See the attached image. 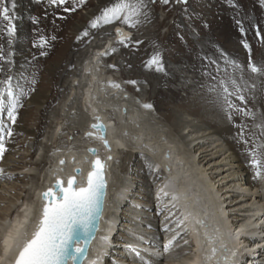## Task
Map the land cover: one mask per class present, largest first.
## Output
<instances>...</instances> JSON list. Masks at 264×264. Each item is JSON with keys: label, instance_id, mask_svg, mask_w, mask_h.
Returning a JSON list of instances; mask_svg holds the SVG:
<instances>
[{"label": "rangeland", "instance_id": "rangeland-1", "mask_svg": "<svg viewBox=\"0 0 264 264\" xmlns=\"http://www.w3.org/2000/svg\"><path fill=\"white\" fill-rule=\"evenodd\" d=\"M115 2L116 0H86V4L84 6L77 7L75 12L69 13L64 11V7L68 5H53L49 3V0H0V6L8 8L11 18L9 23V21L4 20L3 17L0 16V57H3V59L0 60V67L3 68V71H0V80H4L8 76H12L13 71L16 68L20 77L17 84L23 87L25 91H27L28 88L35 89V91L31 92L29 96L22 97V103L24 106L18 110L17 123L12 126L13 135L11 137L4 135L5 148L9 150V142L13 147L10 153H8V151L5 152L4 155L7 153L9 155L7 159L3 161V166L0 167L4 169V176L7 177H2L0 179V216L7 206L11 205L13 200H15V196L18 195L22 198V201H25L30 192L27 187L32 186V183L35 182L34 174L46 168L47 165L45 157L55 148L58 141L57 139L56 141L54 139V142L50 144V133L63 127L62 130L65 134L59 137V140L64 138L62 140L63 143L66 141L69 143L73 139L72 134H70L69 136L71 139L66 140V133H73L76 135L77 130L74 129L73 132H71L72 130L69 129L75 127V125L70 123L66 124L64 116L65 112L62 111L63 106L71 100V98H69L70 100L67 98V95H71L70 93H72L71 89L70 87L66 88V86L68 85V82L72 80V74L75 70L74 67H78L79 65V62L75 61L76 58L79 57L81 53L83 54L87 51L89 54L91 53L92 48L98 39L97 33H100L101 31L105 32L106 30H111L112 27L119 25L127 28V31L130 30V33H132V39L127 41V46L117 42L112 46V48L107 50L106 56L103 55L100 70L102 71L103 66L108 67L111 72L113 71L110 78L118 84H123L125 87L128 86L129 90H127L124 95H132V99H134L136 103L137 101L142 103L146 102L145 100L147 99V103L153 105L151 110L153 114L155 112V117H150V119L151 122L154 120L156 127L159 125L165 126L164 128L170 131V127L174 122L175 116L177 117L180 112L184 110V107L187 110L194 109L193 106H189V108L186 106H188V102L197 100V93L201 95L199 99L204 102L207 101L215 108V110H218L221 118L224 120L228 119L227 113L222 110L219 104L214 102V94L208 91L209 86L214 83V81L204 74V69L208 67L205 57L220 61L221 51L225 53L229 59L235 60L244 66L242 73L243 80L238 82L243 89V95L245 96L248 104H246V106L253 111V105H257V102L255 103L254 101L262 100L264 98V44H261L255 35L257 27H259L261 34L264 35V0H188L187 4L177 3V0H169L168 4H164L162 0H155L154 3L149 0L148 11L150 15L147 21L141 23L135 28H129L120 21L114 22L110 25H103L98 28L96 33L85 38L86 40L84 43L80 44V47L74 51L75 48L71 47V44L73 45L75 41L83 40V38L77 40L78 35L82 33L83 29L90 27V21L94 18V16L99 15L100 11L104 7L111 6V4ZM73 3L74 0H69V4ZM98 8L99 12H96ZM91 10L95 14H93L90 18H87L88 12ZM141 19H143V17H141ZM238 20L241 21V24L246 32V35L243 37L239 31L240 26L237 25ZM10 25L14 28V33L12 35H9L8 31ZM205 25H207V27H205ZM73 27L81 28L77 32H74ZM52 37H55L56 39L53 40ZM100 37L102 36L100 35ZM41 38L46 41L43 47L40 46ZM242 39H246L251 45L252 62L256 66L261 65L262 71L258 74H252L251 76L249 70H247L249 57L248 52L244 49L241 43ZM104 42H106V40H100L97 42V44H99L98 48H102V45L104 47ZM111 49H115V51H110ZM96 51L97 50H95L94 53ZM41 52H46L47 55L42 56L40 54ZM72 52L74 53V59L71 62V66H69L67 58H69L70 53ZM157 54L160 57V66L163 69L162 71H157V66L155 64L149 66V61ZM18 56L21 57V63L19 64L16 63ZM122 61L126 64L123 65ZM119 62H121L120 65H114ZM220 66L221 69L226 67L223 61H220ZM54 67L57 69L53 72ZM209 71H211L212 75H215L214 66L210 67ZM227 71L229 73L234 72L237 77L241 75L239 69H233L230 66L227 67ZM145 78H147L150 82L154 80V84L151 85V88L149 84L144 81ZM32 79H35V84L30 83ZM129 81H136V83L132 84L129 83ZM195 81L199 82L196 83ZM140 86H143L144 88L141 92L139 88ZM184 86H187L188 88ZM63 87L64 89H62ZM40 92L46 95L45 101L47 100V102L43 103V106L40 109H36L35 106L29 103V99L34 94ZM258 96L260 98H258ZM130 98L131 97H128V99ZM232 99L234 101L236 100L234 97ZM234 103L238 107L245 106L241 105L238 100ZM259 103L261 104V102ZM67 107L68 106L65 105L64 110H66ZM262 108H264V106ZM256 110H258V117L256 118L263 115L262 113L264 112H261V107L256 108ZM204 117L214 120V118L210 115L208 116L204 114ZM244 118L245 117L240 114L235 112L233 113V120L230 122V134H232V139L236 140L235 145H237V147L235 150H238L237 152L240 155L244 154L245 160L249 163L250 157L248 155V148L250 147V144L245 145L239 135H237L241 130L238 125H246L245 138L250 139L251 137L247 133L250 128L248 127L247 122H243ZM186 119L195 122L198 120L193 117H187ZM0 120H2L5 124L10 125V121L8 120L6 113L3 116H0ZM75 121H78V118H75ZM151 122L149 124H151ZM256 122V120L255 123L252 121V127L253 123L254 125H257L258 122ZM17 126L22 128L23 131L25 130L24 132L33 131V139L28 138L26 133L16 132ZM181 134L186 137L184 140H186L187 143L198 137L197 135L189 137V135H187L188 130H181ZM200 141L201 140L198 142ZM45 142L48 143V149H44L43 147ZM239 144L240 146H238ZM213 146L215 147L216 144ZM191 147L193 146H190L188 149H191ZM214 147L211 146L206 148L208 152L206 154H210L211 148ZM128 149L130 150L131 148H126L127 151ZM212 157V161L216 159L215 161H220L222 163H219L218 169H223V172L228 169V167H222V165L228 161L225 156L219 158L217 155H213ZM124 158L125 157L121 155L120 158L117 159V164L113 166L112 179H116L118 174L121 172L122 168L120 166L123 164L122 161ZM128 163L127 168L125 170H123L124 168L122 169V173L124 172L123 175L126 176L127 180L133 182V184H131V190H136V192L140 190V193H143L144 189L142 187L146 186L140 181L141 177L137 178V181L139 180V185H137V187H140V189H137L135 185L136 180L134 181L133 179H130L129 176L132 171L131 169L136 167L135 165L138 163V159L131 158ZM141 163L146 167V162L142 161ZM211 166L213 165H210L208 168H211ZM158 170L156 168L154 169V172ZM209 171L210 170H208V172ZM9 175H11V179L8 178ZM223 175L225 174L223 173ZM139 176H143V174L140 175L139 172ZM217 180L218 179L215 181ZM226 182L227 181L223 184H226ZM229 184L227 186L228 189H223V191H221L216 198L219 203H222L225 200V203L221 206L223 208L228 206L230 200H234L237 195H244V191L248 192L246 188L243 189L244 187L238 186L240 182L234 184L238 186L236 189L233 184H230L231 187ZM218 185L220 188L221 183H216V187ZM25 189L27 190L24 192ZM159 192L160 189H151L149 194H151L153 198H157V194ZM225 192H229L230 194H227L228 196L224 197L223 195ZM144 195L145 194L139 196V199L141 198L142 200ZM135 196L136 195H127L126 199L138 198ZM219 196L221 199H218ZM254 199L256 201H254ZM254 199L249 196L239 197L230 205L229 209L231 211H228L227 209L225 212L226 214H224V218L227 220L228 215L236 213L237 210L238 212L246 211V218L250 219L249 228L247 230L251 233L253 231L252 234L255 236L259 235V239H257V241H261L264 239V232H261L258 226L260 227L264 221L263 219H260L258 222L256 221L257 223H255L254 217L250 216L253 214L251 209L256 208V205L257 207H264V201H259L258 198ZM237 203H240L241 207ZM125 204H128V201ZM130 204L135 205V203L132 202H130ZM140 205L147 211L152 209L148 206H144V204ZM160 205L161 206L157 204L158 207H155L157 217L153 218L151 213L149 219L152 223L154 222L161 231L159 236L156 235V239L158 240L157 243L161 242V244H156L154 247L148 248L147 251L146 249H140L138 246L128 245L127 247L129 251L133 253H135L133 249L138 252H146L150 257L147 258V264H150L151 258H153V264L187 263L186 258H181V260L178 261L176 258V250L183 248L185 250L191 249L192 252H195V244L193 243L194 240L192 237L193 235L189 227V232L184 236V239L189 241L187 245H185L182 241L179 244L180 246H174L170 253L165 254V256H167L166 259L162 257L158 259L156 257L158 256L156 255L157 251L161 253L163 252V239L172 234V231L177 228H173L172 226L170 227V223L181 217L183 213L181 206L179 207L178 203H176L177 208L175 207V210L171 213L168 212L169 208H166L168 207L166 206V203H160ZM11 212L12 213L9 218L12 219L16 212ZM176 212L179 214L178 216L175 214ZM164 213L168 214L166 218L172 219H170L171 221L168 223L161 222L165 219V216H163ZM117 215L118 217L115 222V226L119 228L118 232L126 233L127 231H131L132 229L127 227L123 228L124 226L121 225L124 218L119 216V211L117 212ZM1 221L2 220H0V222ZM254 224H256V226ZM146 225L143 229L148 231L147 229L150 228H146ZM164 225L172 229V231L167 233L162 231V228L165 227ZM235 232L237 234L239 231L236 230ZM112 233L113 231L108 233L109 238H111L110 236ZM161 235H163V238ZM118 241L119 239L111 241L114 242L110 243L112 248L111 251H113L109 256H117L116 251L123 248L117 245ZM238 243L239 248H236V250L239 251L242 247H244V249L241 253H236L238 258L236 262L237 264H253L252 261L258 259L260 261L262 260L261 264H264V255H262L264 252L263 250L259 252V248L262 247L264 242L262 245L251 246L249 248L246 247L240 239ZM184 246L187 248H184ZM139 249L145 251H140ZM192 252H189V256L186 255V257L191 258L193 254ZM244 254H246V257L242 258L241 256ZM153 255H155V258ZM109 261L116 264H123L116 257L112 259L109 258Z\"/></svg>", "mask_w": 264, "mask_h": 264}, {"label": "bare ground", "instance_id": "bare-ground-1", "mask_svg": "<svg viewBox=\"0 0 264 264\" xmlns=\"http://www.w3.org/2000/svg\"><path fill=\"white\" fill-rule=\"evenodd\" d=\"M96 12H99V8ZM93 14L95 13L92 12V10L89 11L87 18H90ZM80 28L81 27H73V31L77 32ZM114 28H121L122 30L127 31V28L116 25L112 27L111 30H106L105 32L101 31L100 33H97L98 39L95 42L91 53L89 54L87 51L83 54L81 53V55L76 58L75 61H78L79 65L78 67H74L75 70L72 74V80H70L68 82V85L66 86V88L70 87L71 89V95H67V98H71V100L69 99L70 102L65 104L66 106H68L66 110H64V105L62 111L65 112L64 116L66 124L70 123L72 125H75V127L69 128L70 130H72L71 132H73V130L75 129L77 130V133L76 135H74L73 133H66V140L71 139V137L69 136L70 134H72L73 137V139L69 143H67V141L63 143L62 140L64 138L59 140V137L65 134V132L62 130L63 127L50 133V144L54 142V139L55 141L56 139L58 141L55 148L45 157L47 165L46 168L34 174L35 182L32 183V186L27 187L30 192L25 201H22V198L18 195L15 196V200H13L11 205L7 206V208L4 210V212H2L0 216V220H2L0 222V256L3 255L2 241L4 236L6 235L7 230L10 227H14L16 224L23 223L26 214L29 217L28 225L29 230H31V225L37 219L39 209L41 208L39 195L42 190L50 186V184L56 177L65 179L66 177L72 175L73 170L77 167L82 168L84 173L87 172L89 163H83V160L85 157H87L88 161H91V157L86 152L87 148L89 147L96 148L98 155L102 159H104L108 154H110L113 159L109 163L110 167L107 171V179L109 183L107 190L108 194L105 202L103 219L101 220L100 224V230L97 233L95 241L92 243L87 261L84 264H116L109 261V258L112 259L114 257L118 258L119 261L123 264H147V258L150 257L146 252H139L140 256L138 257L136 253L130 252L127 246H138L140 249H146L147 251L148 248L154 247V245L156 244H161V242L157 243L158 240L156 239V237L160 235L161 231L154 222L152 223V221L149 219V216L152 213L153 218L157 217V211H155V207L157 206V204L161 206L160 203H166V206H168L166 208H169L168 212L170 213L175 210V207L172 206L170 197H163L162 200L158 201L156 197L153 198L152 195L149 194V191L151 189L159 190L163 188L165 184L169 185L166 191H168L169 193H176L180 197L179 200L175 203H178L179 207L181 206L183 213L191 212L196 219L204 220L205 223L208 224L209 229L218 228L224 242L228 245L229 249L235 251L236 253H241L244 247H242V249H240L239 251L236 250V248H239V239L240 241L242 240L243 244H245L248 248L251 246L262 245L264 239L261 241H257V239H259V235L255 236L254 234H252V230V233L247 230L249 228L250 219L246 218V211H241V213L237 210L236 213L228 215V218L226 217L227 220H225L224 218V214H226L225 212L227 211V209L228 211H231L229 209L230 205L239 197L249 196L253 199L258 198L259 201H264V181L257 180L254 177V171L250 167V164L245 160L244 154L240 155L237 152L238 150H235L237 147V145H235L236 140H233L232 134H230L231 121H229V119H225V122V120L221 118V115L218 113V110H215V108L211 106L207 101L204 102L199 99L201 95L196 92L198 96L197 100L188 102L189 104L188 106H186L188 108L189 106H193L194 109L187 110L184 107V110H182L177 117L175 116L174 122L170 127V131L166 130L164 128L165 126L159 125L156 127L154 120H152L151 122L150 119V117H155V112L153 114L152 110H147L142 107L143 104H148L147 99L145 100L146 102L136 103V101L132 99V95H124L125 92L129 90L128 86L125 87V85L119 84L120 89H115L110 86L109 82L116 83L112 78H110L113 71L111 72L108 67L103 66L102 71L100 70L103 58V55H100V53H107V50L112 48V46L117 43V41H114ZM85 30L88 31L87 36L82 35ZM96 31H98V28H84L82 33L78 35L80 38H83V40L75 41L73 45L71 44V47L75 48L74 51H76L80 47V44L84 43V41L86 40L85 38L90 37L92 34L96 33ZM128 32L130 33V30H128ZM100 35L102 37H100ZM130 39H132V36ZM100 40H106V42L103 43L104 45L106 43H109V49H106L105 52L103 51V45L102 48H98L99 44H97V42H99ZM95 50L97 51L94 53ZM73 54V52L70 53L69 58H67V63L69 62V66H71V62L74 59ZM16 61L17 64L21 63V57L18 56ZM123 61L122 63L123 65H125L126 63L124 64ZM120 63L121 62L114 65H120ZM258 66L261 69V65ZM56 69L57 68L54 67L53 72L56 71ZM249 72L251 76L252 74H254L250 70ZM12 77L13 83L17 84V81H19L20 77L19 72H17L16 68L13 71ZM144 81L149 84L150 88L151 85L154 84V80L150 82L147 78H145ZM249 85L252 86L251 84ZM64 87L62 89H64ZM139 88L140 92L144 89L143 86H140ZM125 96H127V99H125ZM128 97L131 98L128 99ZM258 98L260 97L258 96ZM45 99L46 95L40 92L34 94L29 99V103L35 106L36 109H40L43 106V103L47 102V100L45 101ZM254 102H257V105H253V112L255 114V117H258V110H256V108L261 107V112H264V108H262L264 106V98L258 101L255 100ZM259 102H261V104ZM93 109H95V112H93ZM204 114L212 116L214 120L205 118ZM262 114L263 115L260 114L261 116H259V118L255 119L258 122H256L257 124L264 123V113ZM94 115H99L101 121L107 127V139L109 140L112 148L111 152L109 153L104 150L99 140L87 138L85 136L86 132L91 131L89 125L95 122V120L93 119ZM187 117H193L198 120L196 122L187 120ZM75 118H78V121H75ZM252 121L253 120L250 117H245L243 121L247 122L248 127L250 128V131L248 130L247 132L248 135L252 136L254 132V134L259 138L260 142L264 143V136H260V129H258L254 125L255 121L252 127ZM150 122L151 124H149ZM181 130H188L187 135H189V137L192 135H197L198 137L187 143L186 140H184L186 139V137L181 134ZM24 131L19 126L16 127V132L26 133L28 135V138L33 139V131ZM125 132H127L128 135H124ZM199 140L201 141L198 142ZM44 144V149H48V143L45 142ZM215 144L216 146L214 147L213 145ZM8 146V153H10L13 146L10 142L8 143ZM190 146L193 147H191V149H188ZM211 146L214 147L211 148V153L206 154L208 153L206 148ZM238 146H240V144ZM126 148L135 150L128 149L127 151ZM8 153L4 155L3 160H0V167L3 166V161L7 159L9 155ZM166 153L170 154L171 159L166 160L164 158ZM121 155L125 157L122 161L123 164L120 166L122 169L124 168L123 170L127 168V164H129L128 162H130L131 158L138 159V163L135 165L136 167L131 169L132 171L130 172L129 176L130 179H133L134 181L136 180L135 185L137 189H140L139 186L137 187V185H139V180L137 181V178L141 177L140 181L143 182L146 186L142 187L144 189L143 193H140V190L136 192V190L130 189L133 182L127 180L126 176L123 175L124 172L122 173V169L117 178L112 179L113 166L117 164V159H119ZM213 155H217V157L219 158L222 156H225V158H227L228 161L222 165L223 168L228 167L226 171L223 172V169H218L219 163L221 162L215 161L216 159L212 161ZM73 157H75V162H73ZM61 159L65 160L64 165L59 164V161ZM142 161L146 162V167L141 163ZM210 165L213 166H211V168H208ZM157 166H159V170L154 172V169H156ZM208 170L210 171L208 172ZM139 172L140 175L143 174V176H139ZM223 173L225 175H223ZM1 178L2 177H0V179ZM3 178L7 177L3 176ZM80 179L81 178L78 177V180ZM216 179L218 180L215 181ZM225 181H227L226 184H223ZM239 182L240 184L238 186L244 187L243 189L246 188L248 192L244 191V195H237L234 200H230L228 206H225L224 208L221 207L225 203V200L224 202L219 203L216 200L217 196L221 193V191H223V189L227 188L229 183L234 185ZM216 183H221V187L219 188V185L216 187ZM230 184L229 186L231 187ZM234 186L235 189L236 187H238L237 185ZM26 190L27 189H25L24 192ZM142 194L145 195L141 200V198L139 199V196H141ZM227 194L230 193L225 192L223 196H228ZM127 195H136L135 197L138 198L127 200ZM219 198L220 196L218 197V199ZM127 201L128 204H125L127 203ZM254 201L256 200L254 199ZM130 202L135 203V205H131ZM140 204H144V206H148L152 209L150 211H147L145 208L143 209V206H141ZM237 204H239L241 207L240 203ZM11 211L16 212L15 216L12 219L9 218L10 214L12 213ZM118 211L120 212L119 216L124 218V221L121 225L124 226L123 228L127 227L129 229H132L131 231H127L126 233L118 232L119 228L115 226V222L118 217ZM251 211H253V214L251 213ZM251 211L250 213L252 215L250 217H254L255 223H257L260 219H263L264 221V207H257L256 205V208L251 209ZM175 214H177V212ZM178 215L179 214H177V216ZM163 216H165V219L161 222L168 223L172 220L171 218L166 219V216H168V214L166 213H164ZM181 218L182 216L177 219ZM177 219L173 220L169 226H172L173 228L176 227ZM145 225L146 228H150L147 229L148 231H145V229H143L145 228ZM254 225L256 226V224ZM187 226L189 227V229H191L193 235V243L195 244V249H193L195 250V252H192L191 249L185 250L183 248H180L176 250V258L178 259V261L181 260V258H186L187 263L184 262V264H200L202 251L197 242L198 238L193 233L194 225L189 222ZM258 228L259 230H261V232H264V222L260 227L258 226ZM236 230L239 231L237 234L235 232ZM112 231L113 233L110 236L111 238H109L108 233ZM173 231L172 234L166 236L163 239L162 243H167L169 239L176 235V233H180V237H177V243L180 244L182 241H184V236L187 234L183 233L181 228H175ZM199 231L201 232L200 239L202 241L203 229H199ZM163 235H161L162 238ZM114 239H119L117 245L119 247H123L124 249L122 248L117 250V256H109L113 251H111L112 248L110 246V243H114L111 242ZM184 248L187 247L184 246ZM261 250H263L264 252V244L259 248V252H261ZM189 252L193 253L191 258H187L185 255L186 253L188 255ZM153 256L155 258V255ZM156 257L158 259L161 257L164 259L167 258L165 254ZM241 257H246V254L242 255ZM152 259L153 258H151L150 260V264H153ZM234 259L237 262V256ZM252 262L253 264H261L262 260L260 261L258 259Z\"/></svg>", "mask_w": 264, "mask_h": 264}, {"label": "snow or ice", "instance_id": "snow-or-ice-1", "mask_svg": "<svg viewBox=\"0 0 264 264\" xmlns=\"http://www.w3.org/2000/svg\"><path fill=\"white\" fill-rule=\"evenodd\" d=\"M151 2L154 3L155 0H151ZM162 2L168 4L169 0H162ZM49 3L57 6L68 5L64 7V11L71 13L75 12L77 7L84 6L86 0H74L73 4H69V0H49ZM177 3L187 4L188 0H177ZM148 4L149 0H116L111 6L104 7L99 15H96L90 21V27L97 29L103 25H110L120 21L129 28H135L149 19ZM0 16L10 23L11 18L7 7L0 6ZM237 25L240 26L241 36H245L246 32L241 21L238 20ZM8 31L9 35H12L14 28L10 25ZM82 35L87 36L88 31L85 30ZM116 35L119 38L118 42L127 46V41L130 40V37L125 36L121 28L116 29ZM255 35L258 41L264 44V35L261 34L259 27H257ZM52 39L56 38L52 37ZM79 39L80 37L78 36L77 40ZM45 43L46 41L41 38L40 46L43 47ZM241 43L248 52V69L254 74L260 73L262 70L251 59V45L246 39H242ZM110 51H115V49ZM40 54L42 56L47 55L46 52H41ZM105 54L107 53H100V55ZM2 59L3 57H0V60ZM205 60L208 67L204 69V74L214 81L209 86L208 91L214 94V102L219 104L222 110L227 113L229 121L233 120L234 112L243 117H250L255 121V114L246 106L247 101L238 82L243 80L244 66L235 60L229 59L222 51L220 53V61H223L226 65L224 69H221L220 61L218 60L209 59L208 57H205ZM152 64L157 66V71L163 70L160 66L161 62L158 54L154 55L149 61V66ZM212 66H214L215 75H212L211 71H209ZM228 66L233 69H239L241 75L237 77L234 72L229 73L227 71ZM0 71H3L2 67H0ZM30 83L35 84V79H32ZM109 83L111 87L120 89L118 83ZM129 83L135 84L136 81H129ZM34 91V88H28L25 91L20 85L14 84L12 76L0 80V116L6 113L10 121V125H8L0 120V160H3L5 152L8 151L4 146V135L9 137L13 135L12 126L17 123L18 110L24 106L22 97H27ZM233 97L241 105L245 106L238 107L233 102ZM125 99H127V96H125ZM142 107L151 110L153 106L151 104H143ZM93 112H95V109H93ZM93 119L96 122L90 125L92 130L86 132L85 136L99 140L103 147L110 152L111 145L107 139L106 125L100 122L101 118L99 115H94ZM238 127L241 129L238 134L240 139L245 145L250 144L248 148L249 164L254 171V177L257 180L264 181V143L260 142L255 134L250 139H246L245 126L238 125ZM255 127L260 129V136H264V123L257 124ZM124 135H128V133L125 132ZM87 152L94 159L88 161L87 157L84 158L83 163H90L91 165L86 175L82 168H75V174L67 178L66 186L64 180L57 177L55 184L41 193L42 205L37 219L31 225V230H29V217L27 214L23 223L16 224L7 230L2 241L3 255L0 256V264H84L88 258L91 242L99 230L107 198L106 164L100 159L96 149L89 148ZM164 158L168 160L171 159V156L166 153ZM72 159L75 162V157ZM107 159L111 160L112 156L109 155ZM59 164L64 165L65 160L61 159ZM4 175V169L0 168V177ZM77 177L81 179L78 181ZM8 178L11 179V175ZM168 186V184H165L160 189L157 199L159 201L163 197H170L172 206L176 207L175 202L180 197L176 193L166 191ZM189 222L194 225L193 233L198 238L197 242L202 251L200 264H236L234 259L237 255L236 252L229 249L218 228L209 229L208 224L204 220L196 219L191 212L182 213V218L176 221V227L181 228L183 233L187 234ZM199 229H203L202 241ZM162 231L167 233L172 231V229L165 226ZM177 237H180V233H176L175 236L169 239L163 245V252L157 251L156 255L170 253L174 246H180L177 243ZM183 243L187 245L189 241L184 239ZM133 251L138 257L140 256L138 251L135 249Z\"/></svg>", "mask_w": 264, "mask_h": 264}, {"label": "water", "instance_id": "water-1", "mask_svg": "<svg viewBox=\"0 0 264 264\" xmlns=\"http://www.w3.org/2000/svg\"><path fill=\"white\" fill-rule=\"evenodd\" d=\"M116 29L117 28H114L113 29V33H114V41H117L118 42V40H119V38L117 37V35H116ZM123 33H124V35L125 36H128V37H130L131 38V36H132V33H129L128 31H126V30H123ZM106 49H109V43H106L105 45H104V52H105V50ZM96 122V121H95ZM100 122H102V121H100ZM94 123V122H93ZM103 123V122H102ZM92 124V123H91ZM90 124V125H91ZM104 124V123H103ZM90 125H89V128H90V130H92L91 129V127H90ZM101 145H102V147H103V144L101 143ZM89 148H94V147H89ZM89 148H87V149H89ZM104 148V147H103ZM94 149H96V148H94ZM97 150V149H96ZM104 150L106 151V152H108L109 153V151L107 150V149H105L104 148ZM111 150H112V148H111ZM86 152H87V150H86ZM111 152V151H110ZM87 154L91 157V160L92 159H94V157L93 156H91L88 152H87ZM110 154H108L104 159H102L100 156V159L102 160V161H104L105 162V164H106V168H105V178H106V180H107V190H108V179H107V171H108V169H109V163L112 161V159H113V157H112V159L111 160H108L107 159V157L109 156ZM78 168V167H77ZM90 168H91V165H90V163H89V168H88V170H87V172L90 170ZM75 170V169H74ZM74 170H73V174L72 175H74L75 174V172H74ZM87 172L85 173V175L87 174ZM69 177V176H68ZM68 177H66L65 179H63V178H61V177H59L60 179H62V180H64V182H65V186H66V181H67V178ZM57 178V177H56ZM56 178L53 180V182L50 184V186H48V187H46L44 190H42L41 192H40V195H39V200H40V202H41V205H42V201H41V193L42 192H44V191H46L49 187H51V186H53L54 184H55V180H56ZM77 180H78V177H77ZM79 181V180H78ZM108 194V193H107ZM105 210V209H104ZM102 219H103V217H102ZM101 219V220H102ZM100 224H101V221H100ZM99 230H100V226H99ZM99 230L96 232V234H95V238L92 240V242H91V245H90V247H89V251H90V249H91V246H92V243L95 241V239H96V237H97V233L99 232ZM88 254H89V252H88ZM87 261V260H86ZM85 261V262H86ZM84 262V263H85Z\"/></svg>", "mask_w": 264, "mask_h": 264}]
</instances>
